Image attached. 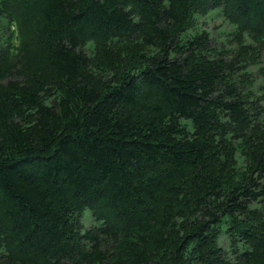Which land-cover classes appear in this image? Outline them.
Listing matches in <instances>:
<instances>
[{
	"label": "trees",
	"instance_id": "1",
	"mask_svg": "<svg viewBox=\"0 0 264 264\" xmlns=\"http://www.w3.org/2000/svg\"><path fill=\"white\" fill-rule=\"evenodd\" d=\"M261 56L264 0H0V264H264Z\"/></svg>",
	"mask_w": 264,
	"mask_h": 264
},
{
	"label": "rangeland",
	"instance_id": "2",
	"mask_svg": "<svg viewBox=\"0 0 264 264\" xmlns=\"http://www.w3.org/2000/svg\"><path fill=\"white\" fill-rule=\"evenodd\" d=\"M235 29V26L230 23L219 8L211 10L205 16L197 17L196 30L207 32L212 40V46L216 50L220 49L223 51L225 55L231 54L238 47V42L235 38ZM10 30H14V27H11ZM245 42L249 44L250 40L245 38ZM261 69L264 70V56L259 57L257 64L249 68L251 79L254 80L252 89L256 96L263 99L264 105V73H261ZM253 207H259V205L254 204ZM80 223L84 231L97 225L88 210L84 211ZM225 228L226 226L222 227L223 230L219 237V245L226 253H229L230 240L224 232Z\"/></svg>",
	"mask_w": 264,
	"mask_h": 264
}]
</instances>
